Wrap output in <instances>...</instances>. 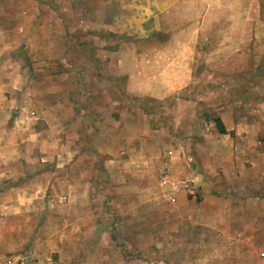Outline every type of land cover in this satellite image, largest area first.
Here are the masks:
<instances>
[{"label": "rangeland", "instance_id": "rangeland-1", "mask_svg": "<svg viewBox=\"0 0 264 264\" xmlns=\"http://www.w3.org/2000/svg\"><path fill=\"white\" fill-rule=\"evenodd\" d=\"M240 30L246 61L206 59ZM256 38L264 0H0V264H264V237L189 219L182 182L228 179L223 104L264 112Z\"/></svg>", "mask_w": 264, "mask_h": 264}, {"label": "crops", "instance_id": "crops-1", "mask_svg": "<svg viewBox=\"0 0 264 264\" xmlns=\"http://www.w3.org/2000/svg\"><path fill=\"white\" fill-rule=\"evenodd\" d=\"M218 11L220 10L215 8L213 12L216 13ZM153 22L158 26L161 25L158 20H154ZM215 22L211 24V21L204 19L202 24L198 22L197 27L201 26V29L205 30V28L214 27ZM39 24L40 22L38 26ZM242 26L246 27L247 23L245 22ZM228 39L230 41L224 42L219 39H214L213 42H216V45L232 44V46H227V48H214L206 56V59L213 61L228 59L234 61V64L237 60L246 61L248 54L245 48L247 45L253 43V38L242 34L240 30L232 34ZM226 42L228 43L226 44ZM259 42L258 38L254 41L256 60L264 59V44L262 45V43ZM185 53L186 52H184V54ZM186 57L187 56H184V58ZM215 70H219V67H216ZM242 70L238 65L237 68H233L229 74H236ZM223 105L222 111H219L221 115L219 122L223 125L224 129L221 135L225 138H229L230 145L232 146L229 148L228 152L230 155L229 161L232 163V169L231 167H229L228 170L226 168H223V170L221 169V171L228 172V179L224 177L221 178V175L217 173L209 175V173H205L202 169L200 171L198 170L199 172H195L194 170L191 172L189 171L188 178L182 181L184 183L183 188L187 194L190 195L184 200L186 201L184 205L186 204L187 206L196 208V212H194L193 216L190 215L189 219H196L195 222L200 224V226L210 227V221L213 222L221 219L225 222V225H227V229L234 232L235 236L237 235L238 238L247 236V239L252 241L253 237L256 236L264 237V112L260 109L254 110L258 105L257 103H249L248 105L250 106L248 109H245L244 112L241 110V105L234 101H229ZM245 106L247 107V105ZM225 108L227 110L224 112L223 109ZM7 152L8 149L6 147L0 146V160L4 162L0 161V167L8 164L9 157L7 156ZM239 160L243 161V171L237 169L241 167V165L238 164ZM214 167H216L217 171L218 166L215 164ZM6 175V172L2 174L0 172V188L6 185L4 184L6 177H2ZM201 175L207 177L208 180L214 178V176H219L220 178L218 181L223 187L229 186L233 190L227 193L225 192L226 195L223 197L214 196L211 192H208V194H201V190V193H199L198 189V186H201L203 182ZM210 184L213 189H215V186H218L212 181H210ZM217 205H221L222 208ZM207 209H210L211 212H208ZM235 217H239L236 219L239 223L237 227L233 228L232 224L230 226V220ZM240 221L245 224L243 227L239 225L241 223ZM249 230L252 231V234L249 233ZM260 256L263 258L264 263V253H261Z\"/></svg>", "mask_w": 264, "mask_h": 264}, {"label": "trees", "instance_id": "trees-1", "mask_svg": "<svg viewBox=\"0 0 264 264\" xmlns=\"http://www.w3.org/2000/svg\"><path fill=\"white\" fill-rule=\"evenodd\" d=\"M218 124L221 126V123H220V122H218ZM221 132H222V133L224 132L223 126H222V130H221Z\"/></svg>", "mask_w": 264, "mask_h": 264}, {"label": "built area", "instance_id": "built-area-1", "mask_svg": "<svg viewBox=\"0 0 264 264\" xmlns=\"http://www.w3.org/2000/svg\"><path fill=\"white\" fill-rule=\"evenodd\" d=\"M21 264H23V263H21Z\"/></svg>", "mask_w": 264, "mask_h": 264}]
</instances>
